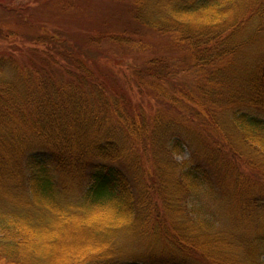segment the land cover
<instances>
[{"label":"trees","instance_id":"16d2710c","mask_svg":"<svg viewBox=\"0 0 264 264\" xmlns=\"http://www.w3.org/2000/svg\"><path fill=\"white\" fill-rule=\"evenodd\" d=\"M240 2L134 0L130 11L142 27L189 47L175 67H201L234 54L245 25L234 17ZM252 3L244 15L253 25L263 19L264 0ZM128 30L110 39L127 40L134 33ZM44 36L55 47L24 64L10 52L0 55V264H264V191L252 192L238 170L222 171L216 140L237 138L246 165L264 175V60L235 77L244 101L221 125L184 85L175 95L166 90L174 70L162 56L133 65L131 79H114L119 85L111 88L68 40ZM130 84L146 88L149 98L148 89H162L163 104L214 135L218 151L201 161L184 130L168 127L158 113L146 119L122 87ZM148 147L166 157L191 151L189 161L168 167L176 183L169 201L156 183L162 168L145 166L154 154ZM151 192L161 204L150 206ZM160 229L165 244L157 246L149 234Z\"/></svg>","mask_w":264,"mask_h":264},{"label":"rangeland","instance_id":"374dc122","mask_svg":"<svg viewBox=\"0 0 264 264\" xmlns=\"http://www.w3.org/2000/svg\"><path fill=\"white\" fill-rule=\"evenodd\" d=\"M252 1L241 0L239 7L238 5L236 7L237 12L234 17L242 19L245 25L240 28L243 38H241L234 54L228 55L219 62L201 67L193 66V64H188L187 67L184 65L175 67L173 64L180 63L181 57L192 53L188 50L189 47L174 44L167 36L159 35L154 30L139 25L132 18L130 11L134 0H0V30L6 34L5 37H0V55L10 52L16 62L24 64L35 51L42 55V53L52 50L51 45L55 46L44 34L46 32L56 34V36L69 41L71 50L82 52L85 59L89 61L85 60L93 74L97 77H105L106 83L111 88L119 85L114 79L121 83L131 79L133 65L140 68L145 59L162 56L168 63H171L170 65H173L174 70L171 80L166 83V90L169 93H174L178 91V86L184 85L188 93L192 92L207 104L211 113L220 118L218 123L220 122L222 125L224 124L222 117L244 101V90L241 89L240 83L235 84V77L244 78L247 72L257 70V66L264 60V16L262 20L257 17L252 25L253 18H249L248 13L244 15L245 11L252 8ZM125 29L134 31L133 34L127 32V40L110 39L112 34L120 36L118 33H123ZM54 53L56 59L60 60L56 51ZM122 87L127 89L132 103L136 107L138 105L142 107L146 119L158 113L162 121L167 122L168 127L178 126L184 130L185 136L194 143L193 149L201 161L204 162L207 155L210 156L209 153L214 155L218 151L217 146L222 145L224 153L218 151V166L222 167V171L223 168L238 170L246 181L249 179L248 181L253 187L252 192L264 191V175L259 170L246 165L240 154V152L242 154L245 152L241 151V144L238 143L237 138L233 139L231 136L232 139H227L226 134H223L219 139H216L220 145L213 144L215 136L208 133V130L199 128L198 123L192 120L187 113L178 112L172 108L168 109L163 104L161 96L164 95V92L162 89L154 90V92L148 89L151 95L149 98L144 87H142L144 91L134 84ZM107 92L109 93L110 89H107ZM148 124L151 125L152 121L150 120ZM233 140L235 143L232 145ZM148 149H150L149 153L154 154L150 159L152 165L149 166L150 162L148 161L145 166L162 168V172L157 170L159 178L156 183L159 186L158 189L163 190L166 201H169L176 183L168 172V167H173L174 162L181 164L189 161L191 151L184 147L180 155L166 157L164 154L158 153L157 147H148ZM231 149H234L236 154ZM226 161H228V165L224 164ZM144 177L147 181L149 176L144 174ZM75 190H73L75 195L80 194L77 189ZM222 190L226 191L227 188ZM217 192L219 199L223 192L221 190ZM230 193H232L233 199V191ZM154 199L161 204L158 197H155L151 192L148 197L150 206L154 205L152 203L155 201ZM188 203L190 206L191 200H188ZM159 204L157 203L156 209L162 217L163 209H160ZM223 204L222 208L224 209L227 207V203ZM233 204L236 206L235 202ZM215 206L211 204L210 209L217 213L218 210ZM235 209L236 207H234V211ZM159 225L161 226V224ZM160 230L163 231V229ZM156 234H149L150 239L155 240L154 243L157 246L165 244L164 231L163 234ZM75 236L77 238L75 237L74 242L78 238L82 239V232ZM258 256V259H261L260 254Z\"/></svg>","mask_w":264,"mask_h":264}]
</instances>
